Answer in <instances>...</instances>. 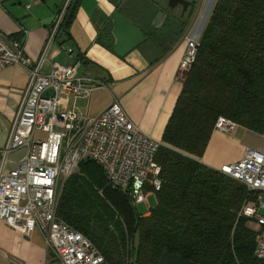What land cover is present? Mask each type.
<instances>
[{"label":"trees","instance_id":"1","mask_svg":"<svg viewBox=\"0 0 264 264\" xmlns=\"http://www.w3.org/2000/svg\"><path fill=\"white\" fill-rule=\"evenodd\" d=\"M78 3L70 2L57 33ZM184 75L162 136L167 147L157 155L162 186L148 216L89 162L65 180L57 216L106 264H264L253 254L250 220L239 216L245 187L200 162L218 118L264 133V0H217Z\"/></svg>","mask_w":264,"mask_h":264},{"label":"built area","instance_id":"2","mask_svg":"<svg viewBox=\"0 0 264 264\" xmlns=\"http://www.w3.org/2000/svg\"><path fill=\"white\" fill-rule=\"evenodd\" d=\"M70 2L62 1L53 17L51 37L39 59L29 58L18 43L0 41V70L19 66L28 74L24 96L2 148L3 162L13 151L23 149L25 153L14 170L0 178V220L26 238L39 232L59 264H106L85 236L57 216L65 180L80 163H93L107 184L126 195L135 209L161 190L157 155L167 146L144 134L117 101L95 117L67 109L70 98L87 99L102 86L99 81L79 77L77 63L51 62L47 72L42 69ZM181 39L186 48L178 69L186 72L196 61L199 42L188 32ZM236 127L218 118L214 131L232 134ZM219 172L245 187L239 216L256 224L253 254L264 262V149H246L241 160L222 166Z\"/></svg>","mask_w":264,"mask_h":264},{"label":"crops","instance_id":"3","mask_svg":"<svg viewBox=\"0 0 264 264\" xmlns=\"http://www.w3.org/2000/svg\"><path fill=\"white\" fill-rule=\"evenodd\" d=\"M130 1L79 0L73 18L54 35L42 69L47 72L51 62L77 63L79 77L99 81L102 86L93 90L87 99L70 98L68 110L95 117L117 101L144 134L164 143L162 136L185 76L178 69L186 48L181 36L188 32L199 42L205 25L197 27L198 20L180 25L167 15L161 29L147 31L155 15L163 11L164 0H150L152 6L147 11L138 10ZM61 5V0H1L0 41L18 43L29 58L39 59L51 37L53 17ZM115 12H120L146 36L140 47L123 57L112 51L110 18ZM150 37L155 39L154 43ZM27 84L28 74L22 67L0 70V178L14 170L25 153L23 149L13 151L6 163L3 162L2 148ZM249 133L238 126L232 134L213 131L200 162L214 170L238 162L245 150L251 148V139L255 140ZM254 149H264V146ZM0 264L59 263L39 232L26 238L0 220Z\"/></svg>","mask_w":264,"mask_h":264},{"label":"water","instance_id":"4","mask_svg":"<svg viewBox=\"0 0 264 264\" xmlns=\"http://www.w3.org/2000/svg\"><path fill=\"white\" fill-rule=\"evenodd\" d=\"M176 4L172 3V0H169L167 7L173 8ZM165 18L166 14L163 11L158 12L151 26L154 29L160 28ZM110 23L112 27L110 34L114 40L112 51L117 56H125L130 51L140 47L146 41V36L143 32L120 12H115L111 16Z\"/></svg>","mask_w":264,"mask_h":264},{"label":"rangeland","instance_id":"5","mask_svg":"<svg viewBox=\"0 0 264 264\" xmlns=\"http://www.w3.org/2000/svg\"><path fill=\"white\" fill-rule=\"evenodd\" d=\"M216 1L217 0H199L197 3V6L195 7V9L193 11V15L191 16L190 21H197L198 20V23L196 25H197V27H200V28L202 25H206L208 18L214 9ZM150 3H151L150 0H131L130 1V4H134V6L137 7L138 10L143 9L145 11H147L149 9V7L152 6ZM150 30H151V27H148L147 31H150ZM248 132H250L249 134H251L252 136L255 137V140L251 139V141L249 142L250 147L252 149L258 148V146H259V148L264 146V133L256 134V133H253L251 131H248ZM251 148H249V149H251ZM260 150H262V149H260ZM155 205H156V197L151 196V197L147 198V200L144 201L142 204L137 205L135 208V211L139 216H145L149 213V209L154 208ZM248 227L254 232H256V230H257V226L254 222L249 221ZM137 239H138V235L136 234V236L134 238V244L137 243Z\"/></svg>","mask_w":264,"mask_h":264},{"label":"flooded vegetation","instance_id":"6","mask_svg":"<svg viewBox=\"0 0 264 264\" xmlns=\"http://www.w3.org/2000/svg\"><path fill=\"white\" fill-rule=\"evenodd\" d=\"M168 1L164 0L163 2L165 7L163 12L181 25L183 22L190 20L199 0H172V3H177L173 8L167 7Z\"/></svg>","mask_w":264,"mask_h":264}]
</instances>
